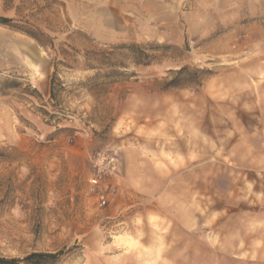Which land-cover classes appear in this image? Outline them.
I'll return each instance as SVG.
<instances>
[{
  "label": "rangeland",
  "instance_id": "1",
  "mask_svg": "<svg viewBox=\"0 0 264 264\" xmlns=\"http://www.w3.org/2000/svg\"><path fill=\"white\" fill-rule=\"evenodd\" d=\"M1 19V257L264 264V0H0Z\"/></svg>",
  "mask_w": 264,
  "mask_h": 264
},
{
  "label": "trees",
  "instance_id": "2",
  "mask_svg": "<svg viewBox=\"0 0 264 264\" xmlns=\"http://www.w3.org/2000/svg\"><path fill=\"white\" fill-rule=\"evenodd\" d=\"M11 21L9 19H1L0 23L2 24H6L8 25V23H10ZM13 28L16 29H21L22 31H24L25 33L31 35V37L35 38L36 40L38 39V36L34 33H30L27 30H23L22 28H18L17 26H12ZM55 69L57 67V65L55 64ZM55 75V74H54ZM54 75L51 78V84H50V95H53V83L52 80L54 79ZM55 256L51 255V254H41V253H32L29 254L27 256H25L24 258L20 259H8V258H4L0 256V264H32V263H38L40 261H42L43 259H48V258H54Z\"/></svg>",
  "mask_w": 264,
  "mask_h": 264
},
{
  "label": "built area",
  "instance_id": "3",
  "mask_svg": "<svg viewBox=\"0 0 264 264\" xmlns=\"http://www.w3.org/2000/svg\"><path fill=\"white\" fill-rule=\"evenodd\" d=\"M91 182H92L93 184H96V183L98 182V180H97V179H92ZM102 202L104 203V201H102Z\"/></svg>",
  "mask_w": 264,
  "mask_h": 264
}]
</instances>
